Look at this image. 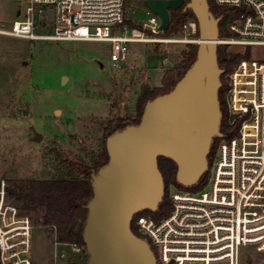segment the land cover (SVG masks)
I'll list each match as a JSON object with an SVG mask.
<instances>
[{
    "label": "built area",
    "instance_id": "obj_1",
    "mask_svg": "<svg viewBox=\"0 0 264 264\" xmlns=\"http://www.w3.org/2000/svg\"><path fill=\"white\" fill-rule=\"evenodd\" d=\"M8 1L27 3L25 17L12 22L10 29L0 26L1 35L107 42L117 68L126 61L132 43L182 42L163 38L160 18L143 4L154 0ZM134 2H142L144 8L142 28H119ZM213 2L240 9L228 25L234 37L219 38L218 46L245 47L250 57L230 77L228 127L216 147L208 185L196 193L171 188L168 216L160 221L149 216L136 219L137 236L154 247L159 264H240L244 249L264 254V60L252 59L250 53L252 47L264 46V0ZM197 29L194 21L183 27L193 37ZM9 186L0 179V264H36L34 233L42 227L48 229L52 242L50 264H86L85 245L58 241L54 227L42 226L19 208L9 196Z\"/></svg>",
    "mask_w": 264,
    "mask_h": 264
},
{
    "label": "rangeland",
    "instance_id": "obj_2",
    "mask_svg": "<svg viewBox=\"0 0 264 264\" xmlns=\"http://www.w3.org/2000/svg\"><path fill=\"white\" fill-rule=\"evenodd\" d=\"M26 7L25 2L0 0L1 28L23 20ZM126 18L141 24L143 5L130 4ZM163 38L182 42L132 43L126 61L117 68L107 42L0 34V179L10 185L79 179L68 161L94 167L107 139V124L136 118L141 89L160 86L164 73L198 41L184 30L180 36ZM228 52L246 54L247 48L232 46ZM250 53L252 59L264 60V46L252 47ZM164 61L168 65L163 66ZM35 133L42 137L34 140ZM33 250L36 264H50L48 229L35 231ZM240 264H264V254L244 249Z\"/></svg>",
    "mask_w": 264,
    "mask_h": 264
},
{
    "label": "water",
    "instance_id": "obj_3",
    "mask_svg": "<svg viewBox=\"0 0 264 264\" xmlns=\"http://www.w3.org/2000/svg\"><path fill=\"white\" fill-rule=\"evenodd\" d=\"M184 0H154L146 6L165 31L169 10ZM198 24L195 60L168 93L146 103L141 122L117 130L106 139L108 162L91 174L93 195L85 204L87 218L82 239L86 264H158L150 244L131 229L133 218L157 212L165 195L158 159L177 166L176 181L185 188L197 185L209 170L208 156L221 131L219 91L224 71L218 62L220 38L217 18L208 0H189ZM53 21V11H47ZM42 136L34 134V140Z\"/></svg>",
    "mask_w": 264,
    "mask_h": 264
},
{
    "label": "trees",
    "instance_id": "obj_4",
    "mask_svg": "<svg viewBox=\"0 0 264 264\" xmlns=\"http://www.w3.org/2000/svg\"><path fill=\"white\" fill-rule=\"evenodd\" d=\"M188 2L189 0H184V5L178 10H169V25L163 32V36H180L183 32L184 25L191 21L197 23L191 11L183 12ZM208 2L214 16L221 18L219 24L220 38L234 37L229 31L228 25L236 17L240 9L217 6L213 0H208ZM136 4L142 5V2H136ZM124 27H128L130 30H140L142 28L141 24H136L130 18H126L119 28L122 29ZM194 37L199 38V29H197V34ZM197 48V44H191L186 51H183L182 61L173 69L167 70L164 73L159 87L153 89L143 87L136 102V118L128 121L121 119L110 121L105 128L107 137L117 130L124 129L128 125H138L141 122L146 103L160 95L170 92L175 87L176 83L195 60ZM249 57V52L244 55L233 54L228 52V47L218 46V62L220 68L224 71L221 77L222 87L219 91L222 111V132L228 127L226 96L229 89L230 77L239 63ZM237 127L236 124L234 126L236 131ZM219 141L218 138L214 140L208 156L209 170L203 175L199 183L191 188H185L177 183V166L172 160L164 157L158 159L159 169L165 183L164 199L157 212L143 211L133 218L131 229L136 235H139V232L137 231L135 222L139 216H149L155 221H160L170 214L172 210V201L169 195L171 188L191 193L205 189L210 180L212 163ZM108 159L105 141L103 144V152L100 154L99 161L94 167L75 161L67 162L68 167L80 175L79 179H54L14 183L8 188L9 196L15 200V203L25 213L36 215L35 219L39 220L42 226L54 227L58 241L76 242L84 245L82 233L88 213L84 206L93 195L91 174L106 164ZM151 248L157 257L156 250L153 246Z\"/></svg>",
    "mask_w": 264,
    "mask_h": 264
},
{
    "label": "crops",
    "instance_id": "obj_5",
    "mask_svg": "<svg viewBox=\"0 0 264 264\" xmlns=\"http://www.w3.org/2000/svg\"><path fill=\"white\" fill-rule=\"evenodd\" d=\"M157 87H159V86H157Z\"/></svg>",
    "mask_w": 264,
    "mask_h": 264
},
{
    "label": "bare ground",
    "instance_id": "obj_6",
    "mask_svg": "<svg viewBox=\"0 0 264 264\" xmlns=\"http://www.w3.org/2000/svg\"><path fill=\"white\" fill-rule=\"evenodd\" d=\"M65 80V79H64Z\"/></svg>",
    "mask_w": 264,
    "mask_h": 264
}]
</instances>
